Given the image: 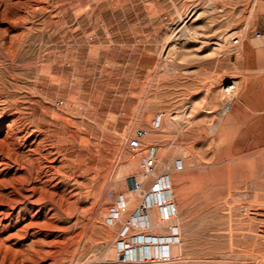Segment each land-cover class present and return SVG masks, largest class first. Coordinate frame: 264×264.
<instances>
[{"label": "rangeland", "instance_id": "374dc122", "mask_svg": "<svg viewBox=\"0 0 264 264\" xmlns=\"http://www.w3.org/2000/svg\"><path fill=\"white\" fill-rule=\"evenodd\" d=\"M250 1L0 0V264H264V141L225 123ZM150 147L177 217L145 230L125 179ZM129 221L163 258L119 250Z\"/></svg>", "mask_w": 264, "mask_h": 264}, {"label": "built area", "instance_id": "2783aa9c", "mask_svg": "<svg viewBox=\"0 0 264 264\" xmlns=\"http://www.w3.org/2000/svg\"><path fill=\"white\" fill-rule=\"evenodd\" d=\"M253 39L264 41V27L253 33ZM237 43L238 41L235 40L234 44ZM143 139L144 133L142 131L135 132L134 136L128 141V148L132 151L141 150ZM156 159L155 149L150 147L147 150L142 164V175L145 181L139 182L138 178L134 176L125 179L128 192L134 196H138L140 199L131 215L130 221L136 218H142L144 222L143 228L145 230L150 229V210H157L162 220L177 217L176 206L171 199V182L168 175V168L163 166L161 172L157 171ZM175 167L177 170H180L181 164L177 162ZM147 179H151V182L149 186L145 187ZM126 208L127 203L125 200L122 197H118L109 211L111 215H118L120 211H124ZM130 221L125 224L119 233V238L121 239L118 243L119 250L124 254L127 252L133 254L135 249H139L138 254L142 255V257H147L146 259H150L151 257H154V259L163 258L159 253L152 256L149 250L150 247L158 249L160 246L168 244L166 239L138 235L130 243L125 242L126 236L132 227ZM167 239L169 240V238ZM170 240L172 242L173 238H170Z\"/></svg>", "mask_w": 264, "mask_h": 264}, {"label": "crops", "instance_id": "0c3cea01", "mask_svg": "<svg viewBox=\"0 0 264 264\" xmlns=\"http://www.w3.org/2000/svg\"><path fill=\"white\" fill-rule=\"evenodd\" d=\"M256 5L257 0H251ZM264 10V0H260ZM254 5V7H255ZM257 28L264 27V11ZM240 88L226 118V126L245 139L257 134L264 141V41L245 38L241 45ZM155 211L150 215L155 217ZM154 219V218H153Z\"/></svg>", "mask_w": 264, "mask_h": 264}, {"label": "bare ground", "instance_id": "6f19581e", "mask_svg": "<svg viewBox=\"0 0 264 264\" xmlns=\"http://www.w3.org/2000/svg\"><path fill=\"white\" fill-rule=\"evenodd\" d=\"M254 5H255V4H254V2H253L252 6L254 7ZM231 89H232V88L229 87V89H227L226 92H229ZM226 110H227V107L224 108V113H226ZM134 163H135V165L137 164V160H136V159L131 160V165H134Z\"/></svg>", "mask_w": 264, "mask_h": 264}]
</instances>
